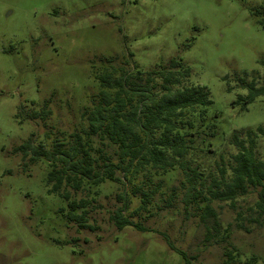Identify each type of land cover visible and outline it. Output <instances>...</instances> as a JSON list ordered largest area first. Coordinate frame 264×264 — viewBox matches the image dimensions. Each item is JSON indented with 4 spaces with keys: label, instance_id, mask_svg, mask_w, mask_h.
Masks as SVG:
<instances>
[{
    "label": "rangeland",
    "instance_id": "obj_1",
    "mask_svg": "<svg viewBox=\"0 0 264 264\" xmlns=\"http://www.w3.org/2000/svg\"><path fill=\"white\" fill-rule=\"evenodd\" d=\"M263 6L264 0H0V264H185L165 237L190 264H264V218L253 221L254 193L237 198L235 208L213 201L215 218L201 220L194 204L184 209L178 171L165 177L151 214L132 217L146 230H117L109 216L121 186L105 182L79 227L67 218L68 202L47 193L46 163L16 151L32 135L35 146L51 132L48 149L59 131L78 126L98 92L92 66L102 59L144 72L180 59L189 83L206 87L212 101L204 123L213 128L197 136L193 164L218 177L235 153L231 132L264 127V96L246 110L236 103L247 94L238 87L244 73L264 78V21L252 14ZM44 107L51 111L45 121L26 119ZM86 194L71 190L70 199H90Z\"/></svg>",
    "mask_w": 264,
    "mask_h": 264
},
{
    "label": "trees",
    "instance_id": "obj_2",
    "mask_svg": "<svg viewBox=\"0 0 264 264\" xmlns=\"http://www.w3.org/2000/svg\"><path fill=\"white\" fill-rule=\"evenodd\" d=\"M252 14L263 16L259 20L262 23L264 6ZM99 64L92 66L98 92L89 97L88 106L80 112L78 126L70 133L59 131L60 135L54 136L48 149L43 144L53 136L51 132H46L44 141H38L35 146L32 135L16 149L23 159L28 156L31 162L42 159L46 163L47 193L68 202L70 222L84 226L85 209L93 196H97V188L110 182L121 186L117 195L119 205L109 216L112 224L117 230L129 226L144 231L147 228L142 221L134 222L132 217L151 214L153 198L162 194L165 177H175L178 171L183 176L179 187L184 193V209L194 204L201 212V220L215 218L213 201L229 202L235 208L237 198L254 193L253 212L257 218L253 221H262L264 154L260 155V148L264 144V127L231 132L228 144L235 153L219 168L218 177L205 175L193 164V144L203 128H213L204 123L212 101L206 87L189 83L190 69L180 59L146 72L135 65L128 68L126 62L116 65L113 58L102 59ZM259 64L264 70V58H259ZM238 87L247 91L246 95L237 97L241 110L264 96V78L261 79L258 71L244 73L238 79ZM49 116L51 111L44 107L41 111L32 110L26 119L45 121ZM210 132L209 136L213 137L214 133ZM71 190L86 191V196L91 197L70 199ZM174 191L171 190V195ZM80 209L81 214H77ZM241 220L237 212L235 221ZM164 239L185 264H190L182 251L174 248L168 238Z\"/></svg>",
    "mask_w": 264,
    "mask_h": 264
}]
</instances>
